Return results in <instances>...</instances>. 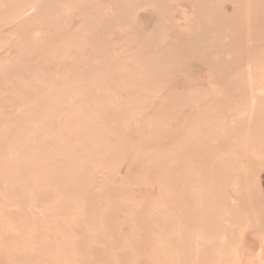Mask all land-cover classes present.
Listing matches in <instances>:
<instances>
[{"label":"rangeland","instance_id":"374dc122","mask_svg":"<svg viewBox=\"0 0 264 264\" xmlns=\"http://www.w3.org/2000/svg\"><path fill=\"white\" fill-rule=\"evenodd\" d=\"M0 264H264V0H0Z\"/></svg>","mask_w":264,"mask_h":264}]
</instances>
